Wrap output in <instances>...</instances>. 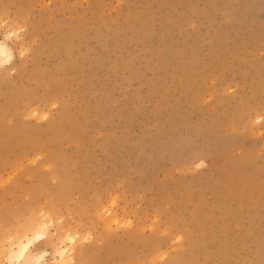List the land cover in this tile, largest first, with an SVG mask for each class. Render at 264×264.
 <instances>
[{
    "label": "rangeland",
    "instance_id": "obj_1",
    "mask_svg": "<svg viewBox=\"0 0 264 264\" xmlns=\"http://www.w3.org/2000/svg\"><path fill=\"white\" fill-rule=\"evenodd\" d=\"M0 41V250L264 264V0H0Z\"/></svg>",
    "mask_w": 264,
    "mask_h": 264
},
{
    "label": "bare ground",
    "instance_id": "obj_2",
    "mask_svg": "<svg viewBox=\"0 0 264 264\" xmlns=\"http://www.w3.org/2000/svg\"><path fill=\"white\" fill-rule=\"evenodd\" d=\"M11 56L12 51L9 46L5 42L0 41V59L8 60ZM27 115L25 117H30L31 113ZM33 221L36 222L35 224L33 223L34 225L31 228L27 224L29 228L26 227L21 230L20 234L9 237L10 243L7 246H3V249L0 250V262L3 264H49L45 259L51 255L50 260L52 264H71L70 251L73 245L62 246V244L74 242L76 240V233H67L64 237L59 238L57 243L53 244L52 253H48L46 250L35 252L32 250L33 247L46 238L45 229L48 223L40 221L39 219Z\"/></svg>",
    "mask_w": 264,
    "mask_h": 264
}]
</instances>
